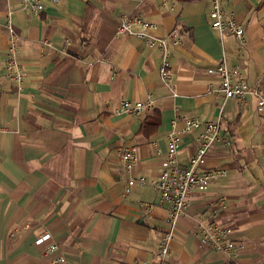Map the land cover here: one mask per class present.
Masks as SVG:
<instances>
[{
    "label": "crops",
    "instance_id": "crops-1",
    "mask_svg": "<svg viewBox=\"0 0 264 264\" xmlns=\"http://www.w3.org/2000/svg\"><path fill=\"white\" fill-rule=\"evenodd\" d=\"M42 2L32 14L19 0H0V264H48L55 254L34 243L43 230L65 264L151 263L167 208L150 184L127 185L118 151L133 147L132 174L153 180L174 116L211 120L220 106V133L232 143H214L199 169L220 166L226 174L191 193L167 264H264V114L252 94L241 106L211 93L218 76L206 71L224 59L264 95V0H220L243 25V43L211 27V0ZM123 12L155 22L159 35L178 32L180 42L170 44L171 88L160 80L157 49L115 35ZM8 13L24 71L20 87L4 76ZM148 95L153 110L115 112L121 99ZM198 129L180 136V164L194 151ZM141 201L152 210L145 213ZM198 219L231 226L233 257L199 242Z\"/></svg>",
    "mask_w": 264,
    "mask_h": 264
},
{
    "label": "built area",
    "instance_id": "built-area-1",
    "mask_svg": "<svg viewBox=\"0 0 264 264\" xmlns=\"http://www.w3.org/2000/svg\"><path fill=\"white\" fill-rule=\"evenodd\" d=\"M58 2L59 0H53ZM22 8L32 14H38L43 10L42 0H19ZM208 18L212 28L220 35L229 32L241 43L245 40L243 25L231 13L226 12L220 0H211L208 10ZM4 26L8 32V45L4 55V76L9 82H14L17 87L22 84L24 71L17 57V35L14 31L9 13L6 16ZM156 23L144 19L136 13L123 12L120 14L116 24L115 35H129L141 39L149 48L157 49L159 53L158 73L161 82L167 87L170 85V44L180 42L177 31L172 30L165 35L155 32ZM48 44V41H43ZM210 74H217L218 83L210 88V92L221 94L224 99L234 100L238 105L247 104V94L255 97L257 107L264 114V95L257 88H249L244 74L239 66H227L224 59L214 66L206 68ZM172 91V90H171ZM175 95V92L172 91ZM155 101L149 95L142 100L121 99L115 108L117 114L126 113L134 116L153 110ZM182 120L183 124L178 126L177 122ZM222 121V106L215 119L201 120L198 116H177L171 121V129L168 133L167 154L162 162V168L157 177L147 180L144 176H134L138 156L133 147H123L118 151L121 167L129 174L127 185L150 184L158 193L161 203L166 205L167 211L164 217V228L158 238L157 249L151 263L144 264H167V255L175 237L178 218L191 206V193L195 190H204L210 182L226 174L223 167H213L200 170L206 161L210 148L214 143L227 146L232 143L220 133ZM198 129L195 137L194 151L188 156L186 163L180 164L178 159V141L180 136ZM141 209L148 213L153 208V203L141 201ZM232 228L227 224H219L216 221H205L198 219L194 233L198 236L202 245L211 246L228 257L235 255L238 243L231 239ZM34 243L41 247L44 254H55L50 258L48 264H65L66 259L58 252L57 242L53 239L49 230H43L34 238Z\"/></svg>",
    "mask_w": 264,
    "mask_h": 264
},
{
    "label": "trees",
    "instance_id": "trees-1",
    "mask_svg": "<svg viewBox=\"0 0 264 264\" xmlns=\"http://www.w3.org/2000/svg\"><path fill=\"white\" fill-rule=\"evenodd\" d=\"M156 116H158V112H157L156 110H154V111H153V115H152V117H150V118H153V117L156 118ZM148 118H149V117H148ZM148 118H145L144 123H146V121L148 120ZM150 118H149V120H150ZM154 120H156V119H154ZM155 123H156V122L153 121L152 124H153V125H156Z\"/></svg>",
    "mask_w": 264,
    "mask_h": 264
}]
</instances>
